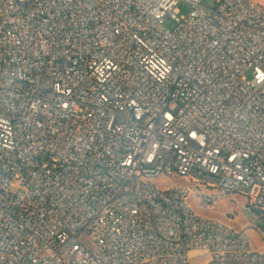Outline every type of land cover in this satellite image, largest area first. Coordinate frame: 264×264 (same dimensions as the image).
<instances>
[{
  "label": "built area",
  "instance_id": "1",
  "mask_svg": "<svg viewBox=\"0 0 264 264\" xmlns=\"http://www.w3.org/2000/svg\"><path fill=\"white\" fill-rule=\"evenodd\" d=\"M209 189L264 219L262 6L0 0V264H264Z\"/></svg>",
  "mask_w": 264,
  "mask_h": 264
},
{
  "label": "rangeland",
  "instance_id": "2",
  "mask_svg": "<svg viewBox=\"0 0 264 264\" xmlns=\"http://www.w3.org/2000/svg\"><path fill=\"white\" fill-rule=\"evenodd\" d=\"M253 1L264 8V0ZM179 10L181 15H186L189 8L187 5L181 4ZM165 26L172 30L175 28L176 23L171 19H167ZM246 80H250V74L247 75ZM157 184L161 188H166L168 186L185 185L187 181L173 175L161 178ZM207 192L215 198L213 207L204 209L199 205L196 198L191 197L189 204L192 209L199 215L219 220L235 229H247L251 246L258 251L264 250L262 239L264 237V219L252 212V208L246 207V199L240 194L222 193L217 189H209ZM202 255L200 253L191 255L192 262L194 264H206L207 258L200 257Z\"/></svg>",
  "mask_w": 264,
  "mask_h": 264
},
{
  "label": "water",
  "instance_id": "3",
  "mask_svg": "<svg viewBox=\"0 0 264 264\" xmlns=\"http://www.w3.org/2000/svg\"><path fill=\"white\" fill-rule=\"evenodd\" d=\"M252 212H254L257 216H261L262 217V213L258 209L253 208Z\"/></svg>",
  "mask_w": 264,
  "mask_h": 264
}]
</instances>
